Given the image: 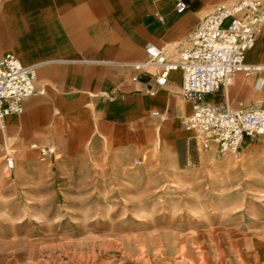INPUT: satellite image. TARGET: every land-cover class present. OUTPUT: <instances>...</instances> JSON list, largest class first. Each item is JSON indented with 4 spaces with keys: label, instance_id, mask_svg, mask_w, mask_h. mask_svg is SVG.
<instances>
[{
    "label": "crops",
    "instance_id": "0c3cea01",
    "mask_svg": "<svg viewBox=\"0 0 264 264\" xmlns=\"http://www.w3.org/2000/svg\"><path fill=\"white\" fill-rule=\"evenodd\" d=\"M178 1L0 0V58L13 52L36 65L38 90L22 111L0 116V185L8 177L38 183L90 154L132 157L193 133L184 127L193 106L181 93L182 71L158 84L147 46L184 42L218 4L236 0H182L184 12ZM246 61L263 67L237 73L206 100L264 107V24ZM245 144L255 149L264 138ZM44 146L54 153L41 160Z\"/></svg>",
    "mask_w": 264,
    "mask_h": 264
},
{
    "label": "rangeland",
    "instance_id": "374dc122",
    "mask_svg": "<svg viewBox=\"0 0 264 264\" xmlns=\"http://www.w3.org/2000/svg\"><path fill=\"white\" fill-rule=\"evenodd\" d=\"M254 250L264 255V145L221 153L193 131L0 185V264H264Z\"/></svg>",
    "mask_w": 264,
    "mask_h": 264
},
{
    "label": "built area",
    "instance_id": "2783aa9c",
    "mask_svg": "<svg viewBox=\"0 0 264 264\" xmlns=\"http://www.w3.org/2000/svg\"><path fill=\"white\" fill-rule=\"evenodd\" d=\"M176 8L184 12L187 4L179 0ZM263 24L264 0H236L218 4L184 42L147 46L146 65L159 68L158 84L165 85L171 72L182 71L181 93L193 106L184 123L196 132L204 149L236 151L247 140L264 135V107L206 100L208 94L227 88L237 73L249 75L263 67L246 61ZM36 69V65L23 64L13 52L0 58L1 117L22 111L24 101L38 92ZM53 153V147L44 146L40 158L46 160ZM14 163L12 156L6 157L8 168Z\"/></svg>",
    "mask_w": 264,
    "mask_h": 264
},
{
    "label": "bare ground",
    "instance_id": "6f19581e",
    "mask_svg": "<svg viewBox=\"0 0 264 264\" xmlns=\"http://www.w3.org/2000/svg\"><path fill=\"white\" fill-rule=\"evenodd\" d=\"M190 131H192V132H193L194 130H191V129H190Z\"/></svg>",
    "mask_w": 264,
    "mask_h": 264
}]
</instances>
